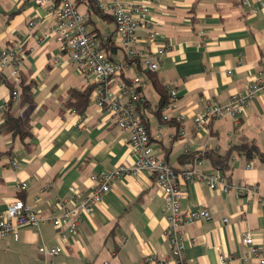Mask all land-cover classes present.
<instances>
[{
    "label": "crops",
    "instance_id": "1",
    "mask_svg": "<svg viewBox=\"0 0 264 264\" xmlns=\"http://www.w3.org/2000/svg\"><path fill=\"white\" fill-rule=\"evenodd\" d=\"M243 2L158 0L152 4L149 25L138 32L139 47L144 51L163 43L171 46L154 80L149 76L141 87L143 102L139 107L156 157L178 171L187 170L200 158L199 171H220L206 152L225 155L244 140L253 141L264 152V94L248 104L238 125L224 118L198 129L193 120L194 111L202 109L205 101L226 104L264 73V10L257 0H249L248 6ZM81 6V12L87 13L86 3H79ZM88 19L97 39L100 32L115 30L111 17L91 12ZM34 20L35 26L30 27ZM54 25L55 17L35 0H0V51L7 47L17 50L22 60L20 83L29 86L33 99L21 105L20 84L15 86L18 96L14 98L9 70L0 74V215L11 202L22 200L46 218L38 228H22L18 239H0V264H85L87 260L93 264H137L146 257L153 258L148 264H175L163 192L148 170L114 181L111 191L84 216L75 235L64 239V232L49 221L63 213L56 206L58 200H67L70 209L79 208L95 186L92 175L132 165L137 159L128 134L109 113L91 100L83 113L66 105L71 89L93 86L61 53L55 38L44 39L45 30ZM152 30L160 37L150 47L145 39ZM106 50L112 57L124 56L112 39ZM138 68L142 69L141 64ZM133 75V69L125 74L126 78ZM155 82L167 92L170 86L178 92L176 111L162 109L161 116L155 113L160 101ZM8 108L17 118L30 120L29 148L19 137L2 131ZM163 114H183L185 120L164 122ZM181 132L184 140L179 138ZM220 172L230 180L253 185L258 195L223 194L203 182L185 183L179 178L184 192L182 210L213 212L210 221L182 227L186 263L256 264L251 249L264 247V164L234 152L229 169ZM24 183L26 189L18 190ZM248 234L254 245L245 243ZM54 246L61 248L59 255L50 257L39 251Z\"/></svg>",
    "mask_w": 264,
    "mask_h": 264
},
{
    "label": "built area",
    "instance_id": "2",
    "mask_svg": "<svg viewBox=\"0 0 264 264\" xmlns=\"http://www.w3.org/2000/svg\"><path fill=\"white\" fill-rule=\"evenodd\" d=\"M90 1L100 13L111 17L115 24V30L112 33L100 32V39H97L94 28L89 25L88 15L93 12L91 4H86L87 13L79 9V3H84L85 0H35V3L55 17V25L50 30H45L44 39L55 38L61 53L76 66L85 81L93 86L89 100L109 113L114 118L117 127L128 134V143L137 159L132 165H122L112 171L92 175L91 180L95 186L79 208L70 209L67 207V200H58L56 206L63 213L58 217L50 218L49 221L56 229L64 232L62 234L64 239L75 235L84 216L89 215L103 197L111 191L114 181L125 175H137L142 170H148L163 192L171 256L175 264H187L184 256L182 227L199 221H210L213 212L205 209L182 210L180 200L184 192L181 189L179 178H182L185 183L203 182L212 191L223 194L235 193L250 197L258 195V192L253 185L244 181L230 180L220 171H199L201 158L195 159L187 170L178 171L165 160L156 157L145 118L139 107L143 102L140 89L145 81L149 80L148 73L160 71L163 57L171 46L163 43L153 50L151 48L149 51H144L139 47L138 32L149 25L148 18L152 4L158 0L148 2ZM257 1L264 10V0ZM243 3L245 6L250 4L249 0H244ZM35 23V20L31 21L29 26L34 27ZM158 37L160 36L157 31H149L145 42L150 47L155 46ZM111 39L113 46L124 55L122 58L109 56L106 49ZM17 53L14 47H7L0 51V74L9 70L11 83L16 87L21 82L20 66L22 64ZM139 64L142 69L138 68ZM130 69L134 70V75L126 78L125 74ZM261 94H264V73L246 84L242 92L231 96L226 104L214 100L205 101L203 108L196 109L193 113L194 124L196 128L202 129L207 128L214 120L231 118L234 124L238 125V120L248 104ZM12 95L14 98L18 96L16 89ZM178 101V92L173 86L168 87L167 104L163 107V111L167 109L176 111L179 107ZM184 120L185 115L183 114L162 115L164 122L181 123ZM179 138L184 140V132L180 133ZM12 165L16 167L15 163ZM26 187V183L17 186L18 190H24ZM45 219L34 207L22 200H15L0 215V239L7 237L18 239L22 228H38ZM223 221L228 222V219ZM245 243L254 245L251 235H247ZM39 251L45 256L53 257L61 253V248L59 246L40 247ZM251 253L257 258L256 264H264V247L255 246L251 249ZM152 260V257H146L137 264H148ZM85 264H93V262L87 260ZM103 264L109 263L104 262Z\"/></svg>",
    "mask_w": 264,
    "mask_h": 264
},
{
    "label": "trees",
    "instance_id": "3",
    "mask_svg": "<svg viewBox=\"0 0 264 264\" xmlns=\"http://www.w3.org/2000/svg\"><path fill=\"white\" fill-rule=\"evenodd\" d=\"M85 3L91 4V6L93 7V12H95L97 15L101 17L107 16L105 14L100 13L90 0H85ZM109 56L111 55L109 54ZM148 74L151 80H154L155 73ZM154 85L156 91L160 95L159 106L157 108V112L155 113L161 116L162 109L167 104L168 92L167 89L160 82H155ZM10 87L12 91L15 89V86H13L12 84H10ZM20 87L23 91L21 105L32 103L33 99L29 86H23L22 82L20 83ZM92 89L93 87H87L85 90L71 89L69 91L70 97L66 105H69L70 107L76 109L78 113H83L88 104L89 96ZM2 131L6 133H11L14 137H19L24 147L29 148L31 146L30 141H28L32 137V124L30 120L17 118L14 113L10 111L9 108L4 112V123L2 126ZM12 149L13 146L9 151H11ZM234 152L244 155L248 160L257 158L264 164V152L260 151L258 146L253 141L248 140H244L241 144L233 146L225 155H219L215 152H206V157L211 160L215 168L222 172H226L227 169H229V161ZM185 157L190 158V160L193 159V156Z\"/></svg>",
    "mask_w": 264,
    "mask_h": 264
},
{
    "label": "rangeland",
    "instance_id": "4",
    "mask_svg": "<svg viewBox=\"0 0 264 264\" xmlns=\"http://www.w3.org/2000/svg\"><path fill=\"white\" fill-rule=\"evenodd\" d=\"M79 9H80V11H84V9L82 8V6Z\"/></svg>",
    "mask_w": 264,
    "mask_h": 264
},
{
    "label": "bare ground",
    "instance_id": "5",
    "mask_svg": "<svg viewBox=\"0 0 264 264\" xmlns=\"http://www.w3.org/2000/svg\"><path fill=\"white\" fill-rule=\"evenodd\" d=\"M167 89V88H166ZM210 100V99H209ZM185 130V129H184ZM114 184V183H113Z\"/></svg>",
    "mask_w": 264,
    "mask_h": 264
}]
</instances>
